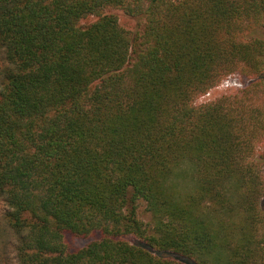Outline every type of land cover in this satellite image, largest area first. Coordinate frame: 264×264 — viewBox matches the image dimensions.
<instances>
[{
    "label": "trees",
    "instance_id": "1",
    "mask_svg": "<svg viewBox=\"0 0 264 264\" xmlns=\"http://www.w3.org/2000/svg\"><path fill=\"white\" fill-rule=\"evenodd\" d=\"M262 160L264 0H0L18 264H264Z\"/></svg>",
    "mask_w": 264,
    "mask_h": 264
},
{
    "label": "rangeland",
    "instance_id": "2",
    "mask_svg": "<svg viewBox=\"0 0 264 264\" xmlns=\"http://www.w3.org/2000/svg\"><path fill=\"white\" fill-rule=\"evenodd\" d=\"M111 13L117 15L119 22L125 28L131 30L133 33L140 32L142 30L141 19L136 17H130L126 15L122 10L112 9ZM250 80L239 73H232L223 78L216 86L209 89L206 93L200 95L195 100L196 104H202L205 102L212 101L226 93H236L244 89ZM262 166V179H263V194L260 199V207L264 211V160L261 161ZM5 206L0 200V264H18L16 259V239L12 230L8 227L5 220L3 219V211ZM141 217L145 220L149 219V215L145 212L144 206L141 205L139 208ZM127 240L132 243H138V240L133 236H126ZM93 239L90 238H74L71 240L73 247H79L86 244L88 241ZM161 255L172 257L170 253H161ZM174 257V256H173Z\"/></svg>",
    "mask_w": 264,
    "mask_h": 264
}]
</instances>
